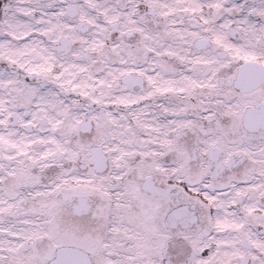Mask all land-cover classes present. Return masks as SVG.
I'll return each mask as SVG.
<instances>
[{"label":"snow or ice","instance_id":"obj_1","mask_svg":"<svg viewBox=\"0 0 264 264\" xmlns=\"http://www.w3.org/2000/svg\"><path fill=\"white\" fill-rule=\"evenodd\" d=\"M0 264H264V0H0Z\"/></svg>","mask_w":264,"mask_h":264}]
</instances>
